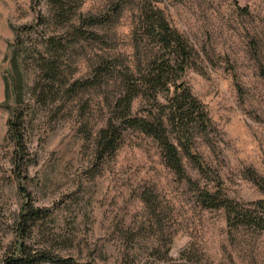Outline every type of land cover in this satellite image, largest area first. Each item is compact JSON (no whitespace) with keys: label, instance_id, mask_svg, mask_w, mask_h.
Instances as JSON below:
<instances>
[{"label":"rangeland","instance_id":"rangeland-1","mask_svg":"<svg viewBox=\"0 0 264 264\" xmlns=\"http://www.w3.org/2000/svg\"><path fill=\"white\" fill-rule=\"evenodd\" d=\"M153 13L192 50L183 80L211 121L192 130L194 151L228 198L264 199L249 179L264 178V0H0V259L27 202L45 212L31 246L78 264H264V231L230 229L223 209L206 208L165 166L154 139L125 130L121 96L172 53L145 24ZM154 107L142 95L131 114ZM18 111L21 178L7 132ZM108 119L121 133L112 156L96 148Z\"/></svg>","mask_w":264,"mask_h":264},{"label":"trees","instance_id":"trees-1","mask_svg":"<svg viewBox=\"0 0 264 264\" xmlns=\"http://www.w3.org/2000/svg\"><path fill=\"white\" fill-rule=\"evenodd\" d=\"M145 24L150 25L152 35L158 42V49L164 52L170 51L172 55L154 57L142 71H138L136 81L132 82L125 94L121 96L119 109L122 111L121 116L126 124L125 130L139 131L154 139L158 143L165 166L171 169L180 181L187 182L198 191L206 208L223 209L230 229L249 228L257 232L264 231V199L241 202L228 198L222 192L219 176L212 175L211 168L194 151L195 139H193L192 130L198 127L197 124L205 130L211 121L202 104L193 96L191 89L183 80L186 71L195 67L191 48L158 14L150 15ZM142 95L148 96L155 104L154 112L150 110L147 115L136 117L131 114L132 103L142 98ZM14 117L15 121L8 122L7 131L12 146L10 163L11 169L14 173L18 170L17 177L21 178L20 171L25 159L21 129L23 116L18 111ZM168 129H172L176 135L173 140L169 137ZM120 139L118 124L108 119L106 127L98 134L97 152L114 155ZM182 155L190 161L198 174L209 178L207 181L213 184V190L207 188V185L200 187L192 180L186 172ZM249 173L250 181L264 193V178L252 171ZM44 215L43 210L34 208L30 203L23 204L16 219L15 241L10 250L0 259V264H78L72 257L58 256L49 253L47 249H34L31 246L29 240L34 232L35 224Z\"/></svg>","mask_w":264,"mask_h":264}]
</instances>
